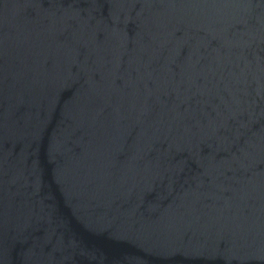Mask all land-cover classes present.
<instances>
[{
	"label": "water",
	"instance_id": "1",
	"mask_svg": "<svg viewBox=\"0 0 264 264\" xmlns=\"http://www.w3.org/2000/svg\"><path fill=\"white\" fill-rule=\"evenodd\" d=\"M0 264H264V0H0Z\"/></svg>",
	"mask_w": 264,
	"mask_h": 264
}]
</instances>
